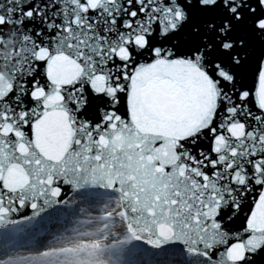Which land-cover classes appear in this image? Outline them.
<instances>
[{"label":"snow or ice","instance_id":"6c2138e0","mask_svg":"<svg viewBox=\"0 0 264 264\" xmlns=\"http://www.w3.org/2000/svg\"><path fill=\"white\" fill-rule=\"evenodd\" d=\"M61 185L122 198L139 264H264V0H0V233Z\"/></svg>","mask_w":264,"mask_h":264},{"label":"rangeland","instance_id":"374dc122","mask_svg":"<svg viewBox=\"0 0 264 264\" xmlns=\"http://www.w3.org/2000/svg\"><path fill=\"white\" fill-rule=\"evenodd\" d=\"M113 198L108 195L79 197L74 205V209L79 212L73 217L74 223L67 227V230L74 229L73 234H68L74 238L41 248L39 255L35 254L37 251L25 248L26 243L23 245L19 239L20 246H23L18 251H15L16 248L8 250L11 257H1L0 264H9L8 261H13V264H26L30 261L26 252L36 255L29 264H134L130 255H125L123 249L114 245L116 230L121 222L113 206L119 199ZM21 239L24 241L25 236H21ZM14 260L17 261L14 263Z\"/></svg>","mask_w":264,"mask_h":264},{"label":"bare ground","instance_id":"6f19581e","mask_svg":"<svg viewBox=\"0 0 264 264\" xmlns=\"http://www.w3.org/2000/svg\"><path fill=\"white\" fill-rule=\"evenodd\" d=\"M80 196L79 195H75V196H70V198L68 199V203H67V205H70V206H72L73 204H74V202L76 201V200H78V198H79ZM66 205V206H67ZM66 206L64 207V209L66 210ZM114 207H115V213H117V214H119L120 213V204L119 203H115L114 205H113ZM120 217V216H119ZM119 220L121 221V224H120V227L116 230V235H118V236H120L121 235V231L122 230H124L125 228H126V226H125V223L122 221V217H120L119 218ZM69 222L70 221H66L65 223L68 225L69 224ZM30 230H34V229H31V228H29ZM119 231V232H118ZM50 234H52V233H49L48 235L50 236ZM35 235V232L33 231V234L32 235H28L27 233L25 234V239H24V241H25V248H28L30 251L31 250H34V251H39L41 248L43 249V248H46L47 246H49V245H52V244H58V243H60L61 241H63L64 239H66L68 236L67 235H62V236H59V235H55L54 236V238L56 237V239L57 240H55L53 243H48V244H46L45 242H42V243H40L39 242V240L38 239H36V237L34 236ZM70 238H68L67 240H69ZM28 242V243H27ZM137 251L138 250H140L141 251V248H137L136 249ZM0 251H1V248H0ZM134 252L133 253V251H130L131 253H133V255H135L136 257H138L139 258V260H140V256H141V253H138V252ZM20 252H23V251H20ZM1 253L2 252H0V255H1ZM29 252H26V254H27V258H30L29 260V262L28 263H26V264H29V263H31L32 262V260H31V258H33L34 256L36 257V255H31V254H33V253H29ZM39 253H41V252H38V253H35V254H37V255H39Z\"/></svg>","mask_w":264,"mask_h":264},{"label":"water","instance_id":"95a60500","mask_svg":"<svg viewBox=\"0 0 264 264\" xmlns=\"http://www.w3.org/2000/svg\"><path fill=\"white\" fill-rule=\"evenodd\" d=\"M121 112L125 113L126 112V107H122L121 108ZM61 187H62V197H61V199H65V198L71 196V190H70V188L68 186L61 185ZM102 193H107V192H102ZM109 195H114V196H118L119 197L120 204H121V213H122V217H123V221L125 223L126 229L131 234V236L135 238V229H134V227H132L130 225L128 215L126 213L125 207H124L123 202H122V198L119 195L115 194V193H109ZM251 199H252V195H249L248 201L250 202ZM247 210H248L247 207H245L244 211H247ZM30 214H31V209L30 208H26V209H22L21 212L17 216H15L14 218L19 219L20 217L27 216V215H30ZM243 215H244V212L241 213V218L237 219L235 221V225L237 227L241 223Z\"/></svg>","mask_w":264,"mask_h":264}]
</instances>
